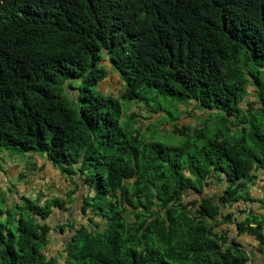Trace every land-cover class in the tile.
Listing matches in <instances>:
<instances>
[{
	"label": "trees",
	"instance_id": "16d2710c",
	"mask_svg": "<svg viewBox=\"0 0 264 264\" xmlns=\"http://www.w3.org/2000/svg\"><path fill=\"white\" fill-rule=\"evenodd\" d=\"M104 59L117 97L95 91ZM157 97L207 113L164 125L181 146L136 126L130 108ZM1 148L45 155L69 187L0 193V264H59L45 253L66 233L63 264H248L218 227L264 241V201L246 208L264 174V0H0Z\"/></svg>",
	"mask_w": 264,
	"mask_h": 264
},
{
	"label": "rangeland",
	"instance_id": "374dc122",
	"mask_svg": "<svg viewBox=\"0 0 264 264\" xmlns=\"http://www.w3.org/2000/svg\"><path fill=\"white\" fill-rule=\"evenodd\" d=\"M101 64L105 66L107 77L95 88V91L104 93L107 96L117 97L121 92L120 90H122V82L117 74L110 70L107 59H104ZM252 89L250 86L247 87L248 94L244 99V103L254 101L255 97L251 94L254 92ZM155 104H159L163 112L154 114L147 111L148 108H153ZM147 106L148 108L145 106L144 109H141L140 104H135L130 108L131 112L137 116L138 123L136 126L144 137L153 136L154 141L164 145L181 146L183 144V138H180L177 134H172L169 131L170 127L166 129L164 125L173 123L179 126L197 127L207 118V113L203 114L193 104L180 103L170 98L157 97L151 99L148 101ZM146 131L148 132L146 133ZM45 159V155L37 153H23L14 148L0 149V193L5 194L9 205L14 204L15 200L23 194L26 196L31 195L29 198L32 200L37 196L45 199L51 197V195L65 198L69 186L67 187L68 184L62 179L63 177L58 169L53 166L50 170L46 169L43 172V166L37 167L40 161H46ZM61 179L63 182H61ZM62 183L66 185L63 187ZM79 183L81 184V182ZM80 191L84 192L82 186ZM0 206L3 207L1 203ZM75 206H78V204ZM75 215L84 224L87 222L86 217L83 218L80 211L76 209H74L73 217Z\"/></svg>",
	"mask_w": 264,
	"mask_h": 264
},
{
	"label": "crops",
	"instance_id": "0c3cea01",
	"mask_svg": "<svg viewBox=\"0 0 264 264\" xmlns=\"http://www.w3.org/2000/svg\"><path fill=\"white\" fill-rule=\"evenodd\" d=\"M253 90V89H252ZM254 96V92L251 93ZM255 100V99H254ZM47 161V159H45ZM40 161V164L37 166L38 168L43 166V172L48 169L50 170L53 165L49 161ZM257 179L254 186L250 189V195L254 199V202L248 203L246 205V208H248V211L251 210L253 213L256 214H262L263 210L261 209V203L259 201H264V174L261 171L257 172ZM65 180L64 178H62ZM61 179V182L63 180ZM68 184V181L65 180ZM60 182V183H61ZM63 184V183H62ZM66 185L65 183L63 184ZM68 187V185H67ZM218 191L217 185H213L211 188H209L206 192L214 193ZM80 194H76V196H79ZM52 196V195H51ZM58 196V195H55ZM194 197V196H193ZM46 199V198H45ZM44 200V198H43ZM79 197L76 199V203L78 202ZM245 208L244 204H238L232 209L228 210L229 212H234V217H243V215H240L238 210H243ZM53 218H61L60 211L54 210L52 212ZM53 218H49L50 222L53 221ZM49 221V220H48ZM218 230H223L228 234V239L232 240L234 239L235 242L239 243L243 250L245 251L246 255L248 256V264H264V241L263 243H260L258 240L255 239V237L248 235V234H237V231L235 229V226L232 224H221L218 227ZM68 233L64 234L63 236L52 234V241L50 242L49 246L47 247L45 255L50 257H55L59 264H63V256L60 257L62 250L64 249V244L67 241Z\"/></svg>",
	"mask_w": 264,
	"mask_h": 264
}]
</instances>
